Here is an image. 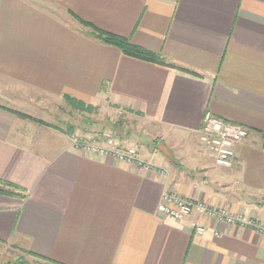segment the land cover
I'll list each match as a JSON object with an SVG mask.
<instances>
[{
  "label": "crops",
  "instance_id": "0c3cea01",
  "mask_svg": "<svg viewBox=\"0 0 264 264\" xmlns=\"http://www.w3.org/2000/svg\"><path fill=\"white\" fill-rule=\"evenodd\" d=\"M72 14L167 65L99 42ZM0 79L118 110L160 138L137 151L165 171L77 152L72 128L22 119L0 87V180L26 191L0 194V245L59 264H264L251 228L158 212L173 193L264 220V0H0ZM207 113L251 130L231 168L200 141Z\"/></svg>",
  "mask_w": 264,
  "mask_h": 264
},
{
  "label": "built area",
  "instance_id": "2783aa9c",
  "mask_svg": "<svg viewBox=\"0 0 264 264\" xmlns=\"http://www.w3.org/2000/svg\"><path fill=\"white\" fill-rule=\"evenodd\" d=\"M250 133L251 130L247 127L207 113L204 117L203 127L199 131V138L217 167L231 168L236 156L235 146L246 141ZM72 147L86 156H101L115 159L120 163H134L143 169L157 170L159 173L165 174V171L156 168L152 161L141 159L136 149L122 147L110 137L101 143L94 138L73 136ZM158 212L176 221H184L192 215L198 214L202 218L218 220L228 226L251 228L257 234L264 236V220L231 213L226 208L213 206L200 200L187 199L173 193L163 195ZM191 228L197 235H203L207 231V227L201 221L192 222Z\"/></svg>",
  "mask_w": 264,
  "mask_h": 264
},
{
  "label": "rangeland",
  "instance_id": "374dc122",
  "mask_svg": "<svg viewBox=\"0 0 264 264\" xmlns=\"http://www.w3.org/2000/svg\"><path fill=\"white\" fill-rule=\"evenodd\" d=\"M0 87L11 89L7 93L9 94L8 96L12 95L11 92L14 91L15 94L13 95L25 103L21 110L15 111L19 117L31 122L40 121L39 123L43 125L49 124L68 130L72 128V137L85 136L87 138H94V140L101 143L108 137L116 141L121 139L123 142H126V145L132 146L136 151L137 149H142L143 145L147 143L150 145L159 143L160 138L149 137L146 133L136 129L130 124L127 117L125 119L116 109L100 108L95 114L83 115L86 112L81 113L75 110L66 100H48L45 96L35 94L31 90H28V88L12 85L11 82L1 79ZM1 91V94L5 96L6 92ZM2 104L5 105L3 102ZM87 125L89 129L86 131ZM19 257L26 256L12 247L0 245V264H13ZM26 259L33 264L39 262L32 257H26ZM40 262L44 264L43 261Z\"/></svg>",
  "mask_w": 264,
  "mask_h": 264
},
{
  "label": "trees",
  "instance_id": "16d2710c",
  "mask_svg": "<svg viewBox=\"0 0 264 264\" xmlns=\"http://www.w3.org/2000/svg\"><path fill=\"white\" fill-rule=\"evenodd\" d=\"M73 17L85 28H87L91 35L97 39L99 42L115 47L119 49L121 52H123L125 55L129 57H133L139 60L151 62V63H156V64H162V65H167L165 60L158 54H155L153 52H150L144 48H141L139 46H136L132 44L128 39L123 38L121 36L111 34L105 31H102L91 24L84 22L83 20L79 19L77 16L72 14ZM173 66V65H171ZM66 102L72 106L75 110L79 112H86L92 114L94 109L91 108L90 106H87L81 102H78L73 99H65ZM18 114V113H17ZM22 116V115H21ZM40 122V121H37ZM49 125V124H45ZM0 194L5 195V196H11V197H17L20 199H24L26 197V191L14 184H11L9 182L1 181L0 180ZM17 249V248H15ZM20 251V250H19ZM23 253L24 256L26 257H32L36 259L39 262H36L37 264H42L40 261H43L44 264H59L57 262H54L49 259L41 258L39 256H35L29 251H20ZM26 257H19L13 264H33L30 262Z\"/></svg>",
  "mask_w": 264,
  "mask_h": 264
}]
</instances>
